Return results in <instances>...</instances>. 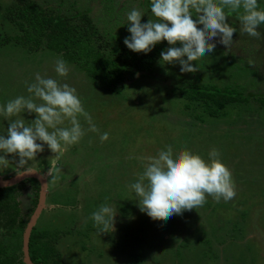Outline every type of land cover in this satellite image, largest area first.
<instances>
[{
  "label": "rangeland",
  "instance_id": "374dc122",
  "mask_svg": "<svg viewBox=\"0 0 264 264\" xmlns=\"http://www.w3.org/2000/svg\"><path fill=\"white\" fill-rule=\"evenodd\" d=\"M14 1L19 2L0 0V104L18 95L27 96L26 83L33 82L39 72L75 87L98 129L88 131L81 116L85 135L79 143L68 146L58 160L45 146L23 168L18 167L19 157L14 154L6 157L7 162H0L2 180L27 170L45 177V206L35 226L51 234L67 232L65 236L59 233L56 245L64 263L181 264L185 260L183 264H264V111L219 118L182 113L183 100L175 88L187 82L180 76L175 81L180 71L177 61L160 63L161 71L158 67L148 78L128 80L117 93L107 91L69 63L68 75L60 77L54 71L60 55L30 51L14 40L5 42L17 30L4 24L2 17ZM32 1L53 10L58 5L69 10L74 4V10L88 13L106 32L114 29L116 33L133 8L144 12L142 23L154 18L145 0ZM227 20L238 29L231 47L217 44L212 53L193 58V63L206 72L216 65L220 71L211 76L219 87L239 85L247 93L264 94V36L241 33L235 13ZM257 30L264 35L262 26ZM124 34L130 36L128 31ZM234 71L237 78L228 75ZM164 76L170 77L168 81ZM208 78L204 82H210ZM23 117L31 122L35 114L26 112ZM7 127L8 120L0 116V134H5ZM104 132L109 138L101 141ZM166 142L173 151L188 148L205 159L216 148L235 182V197L217 202L207 196L203 206L166 220L141 210L128 185L142 171L141 158L154 154ZM20 195L27 205L32 197L28 189L21 188ZM106 201L118 212L116 230L97 235L90 216ZM235 224L243 229L238 230Z\"/></svg>",
  "mask_w": 264,
  "mask_h": 264
},
{
  "label": "clouds",
  "instance_id": "9594fccd",
  "mask_svg": "<svg viewBox=\"0 0 264 264\" xmlns=\"http://www.w3.org/2000/svg\"><path fill=\"white\" fill-rule=\"evenodd\" d=\"M149 9L154 18L145 23L141 22L144 16L141 9L127 12L130 36L124 39L125 46L133 52L147 54L161 41H167L170 46L161 51L160 63L178 61L181 71L196 69L193 58L212 53L217 44L226 49L231 47L233 35L238 31L227 20L233 13L241 33L264 36L257 30L264 26V8L260 7L259 0H150ZM54 71L66 77L67 61L57 58ZM26 91L27 96L18 95L0 104V116L8 120L6 133L0 134V162H7L6 157L14 154L19 157L18 167L23 168L45 146L58 160L68 146L79 143L85 135L81 116L87 122L88 131L98 132L77 89L68 83L37 72L34 81L26 83ZM26 112L34 113L35 119L26 121L23 117ZM108 138L107 132L100 134L101 141ZM207 157L188 148L173 151L167 142L154 154L142 157V171L128 185L139 199L138 207L150 216L166 220L203 206L207 196L217 202L233 199L235 182L220 152L212 148ZM117 213L107 201L91 213L97 235L116 230Z\"/></svg>",
  "mask_w": 264,
  "mask_h": 264
},
{
  "label": "trees",
  "instance_id": "16d2710c",
  "mask_svg": "<svg viewBox=\"0 0 264 264\" xmlns=\"http://www.w3.org/2000/svg\"><path fill=\"white\" fill-rule=\"evenodd\" d=\"M17 1L19 2L14 1L2 13L6 20L4 24L17 29L12 37L5 39V42L14 40L30 51L46 50L58 54L107 91L117 93L127 85L128 80L148 78L158 67L159 72L162 69L160 54L170 45L167 41H161L147 54L129 50L123 42L126 35L124 33L128 31L127 22H123L116 33L114 29L113 32L107 33L98 28L88 13L74 10V4L69 10H63L61 5L53 10L43 8L37 1ZM144 3L146 8H149L150 0H145ZM259 4L264 8V0H259ZM216 67L214 65L207 72L200 66L188 71H179L175 81L180 76L179 78L187 82L182 87L175 88L177 96L183 100L180 107L182 113L189 116L200 115L202 118L204 115L219 118L229 113L236 116L259 115L257 111L259 113L264 111L263 93L251 94L239 85L219 87L212 83L211 75L220 71ZM203 71L206 72L205 76L199 73ZM250 71L255 73V70ZM228 75L234 78L239 76L236 71ZM164 77L167 81L170 78ZM206 78L210 82H204ZM23 187L32 195L27 205L20 200ZM39 192L40 184L35 179H27L16 186L0 188V264H24L22 236L37 206ZM237 225L238 230L243 229L239 224L234 226ZM58 235L68 234L63 231L51 234L46 229L37 228V225L33 227L28 245L32 263L65 264L61 252L56 247Z\"/></svg>",
  "mask_w": 264,
  "mask_h": 264
},
{
  "label": "water",
  "instance_id": "95a60500",
  "mask_svg": "<svg viewBox=\"0 0 264 264\" xmlns=\"http://www.w3.org/2000/svg\"><path fill=\"white\" fill-rule=\"evenodd\" d=\"M27 179H35L40 184V192H39L37 206L33 214L30 216L29 221L24 229L23 236H22L23 262L24 264H34L31 262L30 257H29V251H28L29 237H30L33 227L36 224L37 219L39 218L45 206L47 181L45 177H43L40 173L33 171V170H27L12 178L4 179V180L0 179V188H8V187L16 186Z\"/></svg>",
  "mask_w": 264,
  "mask_h": 264
}]
</instances>
